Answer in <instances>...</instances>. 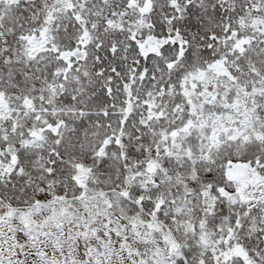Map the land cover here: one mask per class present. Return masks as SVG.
<instances>
[{
	"label": "snow or ice",
	"instance_id": "6c2138e0",
	"mask_svg": "<svg viewBox=\"0 0 264 264\" xmlns=\"http://www.w3.org/2000/svg\"><path fill=\"white\" fill-rule=\"evenodd\" d=\"M0 264H264V0H0Z\"/></svg>",
	"mask_w": 264,
	"mask_h": 264
}]
</instances>
